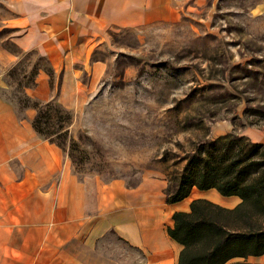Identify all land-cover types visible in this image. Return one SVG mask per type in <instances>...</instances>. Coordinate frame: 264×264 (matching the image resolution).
Listing matches in <instances>:
<instances>
[{
  "label": "crops",
  "instance_id": "0c3cea01",
  "mask_svg": "<svg viewBox=\"0 0 264 264\" xmlns=\"http://www.w3.org/2000/svg\"><path fill=\"white\" fill-rule=\"evenodd\" d=\"M200 1L0 0V27L6 29L0 37V264H176L182 246L167 234L173 212H187L199 198L224 208L238 203L236 196L195 187L167 203L158 177L132 186L79 179L66 153L34 130L35 110L19 114L15 98L4 96L12 87L8 71L34 53L60 77L58 101L71 108L72 93L82 86L81 68L93 76L105 68L90 57L108 31H137ZM5 41L20 53L8 51ZM35 81L24 88L26 95L52 100L49 75L39 69ZM240 134L253 142L262 138L258 130ZM248 258L264 264V254Z\"/></svg>",
  "mask_w": 264,
  "mask_h": 264
},
{
  "label": "rangeland",
  "instance_id": "374dc122",
  "mask_svg": "<svg viewBox=\"0 0 264 264\" xmlns=\"http://www.w3.org/2000/svg\"><path fill=\"white\" fill-rule=\"evenodd\" d=\"M90 59L105 68L93 76L75 63L82 86L67 108L63 151L77 178L132 186L158 177L166 187L198 141L258 130L259 142L241 136L264 147V0H201L143 29L108 31ZM36 63L45 65L26 55L15 80ZM10 82L4 96L17 102ZM53 82L58 100L60 77Z\"/></svg>",
  "mask_w": 264,
  "mask_h": 264
},
{
  "label": "trees",
  "instance_id": "16d2710c",
  "mask_svg": "<svg viewBox=\"0 0 264 264\" xmlns=\"http://www.w3.org/2000/svg\"><path fill=\"white\" fill-rule=\"evenodd\" d=\"M4 47L20 53L12 41ZM38 59L45 65L36 63L29 75H23L24 82L15 80L21 61L8 71V76L22 92L17 99L19 106L35 110L32 126L36 133L64 150L71 112L57 99L42 102L24 92L25 87L36 84L39 69L49 75L50 86L54 87L53 68L44 57ZM183 160L181 170L164 188L167 203L187 197L192 187L214 189L220 196H236L239 201L232 208H224L199 198L189 203L187 212H173L167 234L182 246L176 264H262L246 259L264 254L263 145L241 135L224 134L196 142Z\"/></svg>",
  "mask_w": 264,
  "mask_h": 264
}]
</instances>
